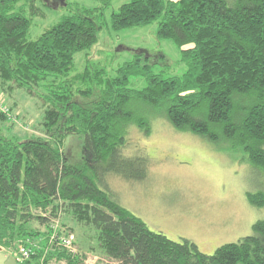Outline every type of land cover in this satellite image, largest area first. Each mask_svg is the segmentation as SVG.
I'll return each mask as SVG.
<instances>
[{"label":"trees","instance_id":"1","mask_svg":"<svg viewBox=\"0 0 264 264\" xmlns=\"http://www.w3.org/2000/svg\"><path fill=\"white\" fill-rule=\"evenodd\" d=\"M33 1L0 0V88L31 91L54 76L39 95L44 137L0 135V246L17 253V264H84L67 253L60 236L51 238L53 216L32 213L61 207L60 214L95 232L111 264H264V220L252 225L251 235L207 255L189 240L174 242L150 231L104 183L109 174L126 181L146 178L147 158L123 154L128 129L149 135L161 111L174 131L205 138L264 175V0L121 4L108 29L117 33L158 21L156 38L172 42L185 65L181 76L169 78L154 74L140 51L111 76L90 65L69 77L74 56L98 41L96 9L76 8L31 41V18L18 4ZM110 1L101 0V7ZM132 79L145 86L131 88ZM69 138L77 141L74 153L65 148ZM245 198L264 209V191ZM26 239L42 244L27 247L28 257L22 258L12 243L23 240L21 246Z\"/></svg>","mask_w":264,"mask_h":264},{"label":"rangeland","instance_id":"2","mask_svg":"<svg viewBox=\"0 0 264 264\" xmlns=\"http://www.w3.org/2000/svg\"><path fill=\"white\" fill-rule=\"evenodd\" d=\"M65 1L67 5L62 6ZM127 1L111 0L106 7H101V0H35L32 4L20 2L18 5H23L25 16L31 18L27 35L31 41L76 8L96 9L95 19L102 26L98 41L90 50L74 56L69 77L82 73L90 65L92 70L103 67L111 76L123 63L138 56V51L144 52L142 61L151 64L154 74L164 78L181 76L185 65L180 62L179 50L169 40L156 38L158 21L117 33L108 29L111 13ZM53 79L54 76H49L40 88L31 91L0 88V102L7 109V114L0 113L5 117L4 121L0 119V135L18 139L44 137L40 123L45 105L39 95L46 93L43 86ZM144 86V80L132 79L130 82L131 88ZM161 113L152 120L149 135L133 126L128 129L123 154L147 158L146 178L140 182L126 181L109 174L104 179L107 191L121 207L141 219L150 231L174 242L189 240L207 255L223 244L235 243L251 235L252 225L264 220V209L250 206L245 195L264 191V175L253 172L245 163L234 160L205 138L174 131ZM65 148L74 153L76 139L69 138ZM60 209L54 213H50L49 208L45 213L37 209L32 213L53 216L47 228L51 238L53 233L60 238L66 234L72 237L71 247L65 251L79 255L84 264L113 263L114 259L100 248L95 232L76 225L70 216L60 214ZM31 226L41 232L45 230L35 223ZM20 243H12L17 252L20 248L27 249L30 245L37 248L42 244L37 239H26V244L21 246ZM0 249L12 256L16 264L21 263L16 252L1 246ZM50 264L65 263L52 261Z\"/></svg>","mask_w":264,"mask_h":264},{"label":"built area","instance_id":"3","mask_svg":"<svg viewBox=\"0 0 264 264\" xmlns=\"http://www.w3.org/2000/svg\"><path fill=\"white\" fill-rule=\"evenodd\" d=\"M0 113L2 114H7V109L1 104L0 102ZM61 244L64 245L66 248H70L71 247V240L72 237H62L59 239ZM18 253L21 255L22 258H26L28 257V250L25 248H20ZM18 256V255H17Z\"/></svg>","mask_w":264,"mask_h":264},{"label":"water","instance_id":"4","mask_svg":"<svg viewBox=\"0 0 264 264\" xmlns=\"http://www.w3.org/2000/svg\"><path fill=\"white\" fill-rule=\"evenodd\" d=\"M0 264H16V260L12 256L3 253L0 249Z\"/></svg>","mask_w":264,"mask_h":264}]
</instances>
